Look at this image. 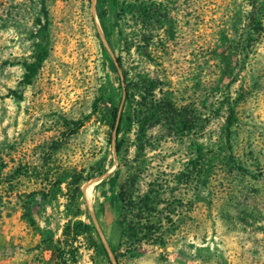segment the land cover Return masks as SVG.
<instances>
[{
    "label": "rangeland",
    "instance_id": "obj_1",
    "mask_svg": "<svg viewBox=\"0 0 264 264\" xmlns=\"http://www.w3.org/2000/svg\"><path fill=\"white\" fill-rule=\"evenodd\" d=\"M60 239L63 264H264V0H0V264Z\"/></svg>",
    "mask_w": 264,
    "mask_h": 264
},
{
    "label": "trees",
    "instance_id": "obj_2",
    "mask_svg": "<svg viewBox=\"0 0 264 264\" xmlns=\"http://www.w3.org/2000/svg\"><path fill=\"white\" fill-rule=\"evenodd\" d=\"M29 68H30L29 69L30 70L29 74L32 76L35 73L36 67L35 66H30ZM228 114H229L228 115V119H230V120L226 121V127H225V131H224L225 136H226V141L230 137V129H229V127L233 124L232 122L234 121V118H233L234 116H233V113H232L231 109H229V113ZM114 123L116 124L115 133L117 135L118 132H119L118 126L120 124V120H118V121L116 120ZM58 146H59V143L54 142V143L51 144V146H50L51 149H49V150L50 151L57 150ZM115 150H117V144L115 145ZM17 174H19V173H17ZM118 200H119V196H118ZM119 203L121 205L123 203V201L119 200ZM53 243H54V246H52V249L54 251V257H55L57 262H59L60 264H63L65 262V260H66L65 259L64 247H63V242L60 239V240L53 241L51 244H53ZM60 245H62V246L59 247Z\"/></svg>",
    "mask_w": 264,
    "mask_h": 264
},
{
    "label": "water",
    "instance_id": "obj_3",
    "mask_svg": "<svg viewBox=\"0 0 264 264\" xmlns=\"http://www.w3.org/2000/svg\"><path fill=\"white\" fill-rule=\"evenodd\" d=\"M98 36H99L101 42L104 44L103 39H102V36L100 35V33H98ZM104 46H105V44H104ZM112 61H114V60H112ZM114 145H115V143H114V136H112V152H113V153L115 152V147H114ZM113 170H114V166H113L109 171H107V172L102 176V178H99V179L95 180L94 182H97V181H99V180H101V179H103V178L109 176V175L112 173ZM104 249H106V248H104ZM107 255H108V257H109L110 264H116L115 260L110 256V254L108 253V251H107Z\"/></svg>",
    "mask_w": 264,
    "mask_h": 264
},
{
    "label": "crops",
    "instance_id": "obj_4",
    "mask_svg": "<svg viewBox=\"0 0 264 264\" xmlns=\"http://www.w3.org/2000/svg\"><path fill=\"white\" fill-rule=\"evenodd\" d=\"M1 244V248H0V252H2V253H4V254H8V253H12V255H10L7 259H6V261H9V260H11V262L16 258V255H15V253L14 252H10L9 251V247H8V245L7 244H2V243H0ZM2 260V259H1ZM0 260V262H3L4 260H2L1 261Z\"/></svg>",
    "mask_w": 264,
    "mask_h": 264
}]
</instances>
